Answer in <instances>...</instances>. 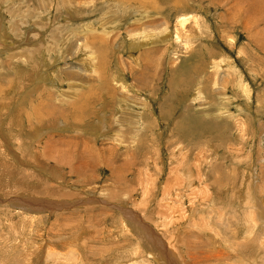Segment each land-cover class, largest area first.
Wrapping results in <instances>:
<instances>
[{
	"label": "rangeland",
	"instance_id": "obj_1",
	"mask_svg": "<svg viewBox=\"0 0 264 264\" xmlns=\"http://www.w3.org/2000/svg\"><path fill=\"white\" fill-rule=\"evenodd\" d=\"M0 264H264V0H0Z\"/></svg>",
	"mask_w": 264,
	"mask_h": 264
},
{
	"label": "bare ground",
	"instance_id": "obj_2",
	"mask_svg": "<svg viewBox=\"0 0 264 264\" xmlns=\"http://www.w3.org/2000/svg\"><path fill=\"white\" fill-rule=\"evenodd\" d=\"M183 18H184V17H182V18L180 17V25H181V26L184 25V24H183L184 22H186V20H184ZM178 34H179V31H176V35H175L176 39H179V35H178ZM186 45H189V44H186ZM23 256H24V255H23Z\"/></svg>",
	"mask_w": 264,
	"mask_h": 264
}]
</instances>
